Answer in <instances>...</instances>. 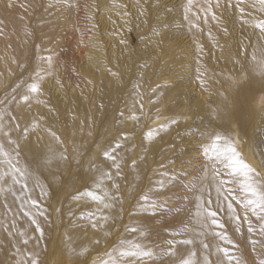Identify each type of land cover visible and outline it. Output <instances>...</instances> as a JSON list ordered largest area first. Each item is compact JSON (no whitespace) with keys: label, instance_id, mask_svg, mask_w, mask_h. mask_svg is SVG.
<instances>
[{"label":"bare ground","instance_id":"bare-ground-1","mask_svg":"<svg viewBox=\"0 0 264 264\" xmlns=\"http://www.w3.org/2000/svg\"><path fill=\"white\" fill-rule=\"evenodd\" d=\"M124 1L126 3L127 0ZM130 1L132 2V0ZM90 3L91 2H89V4ZM120 3L121 2H119V4ZM125 3L123 5H126ZM59 4L57 5V3H55L54 5L52 3V5L56 7L59 6ZM63 4H65V2H63ZM115 4L117 6L118 3L116 2ZM135 4L138 3L136 2ZM186 4L187 0H174V2L171 4L172 6H169L168 17L166 18V20L169 22H167L168 24L164 27L162 26L163 29H160L161 31L157 32L155 30V33L159 34L157 36L156 43L152 42L155 44L154 52H152L153 58L151 57L152 59L149 61L148 67L144 70H141L139 68V64L137 65L135 63V65H133V62H137V59H139V57L133 55L134 53L132 54V51H129L131 49L128 50L124 57H121V68H123V70H121L120 67L118 69H112L113 64L115 68L118 67V62H115L118 57L116 58V55L113 51L112 54L108 52L109 55L113 56L111 57L113 58V62L110 60L112 64L108 65L105 62V59L107 57L101 54V58L104 60V63H100L101 58H99L98 62L95 63L98 66L96 69L94 63L90 62H88L89 64H87L86 67L84 66V69L82 67L85 76L88 75L89 78L92 79V82L95 83V87H97L95 93V99L97 103L95 104L93 102L95 105L93 109L95 111V114H97L96 118L98 117L101 121L103 120V123L101 122V127L99 125L100 123H97V126L94 128H99V134L101 136V140L104 141V146L101 149L100 147L98 148V150L100 151V157H98V159L100 158L101 160L98 163L99 166L97 165V170L92 169L91 162L85 161L83 157L86 151L85 148L82 147L80 149L79 158H82L79 159L80 161L78 160L80 164L78 165V168H76V171H78L77 175H81L79 179L80 181L86 178L87 184L90 185V190L100 196H103L105 192H108L109 196H111L115 191L112 185L114 183H118L120 185V192H116V196H118L120 199L119 201L115 202V207L113 209L103 210L102 205H98L97 202L92 201L89 198L90 205L88 206L90 207L89 210H87V213L89 212V214H87L85 219L87 221L86 224L83 225V228H80V224L77 225L78 221L77 223L75 221L76 225L73 224L70 229L68 228L69 231H67L66 234L64 232L65 236L62 240V244H64V247L63 245L59 244V246L65 248V250H63L66 252L67 257H65L67 259L71 258L74 261H76L77 259H84L83 256H79L78 254L82 251H85V249L94 251L98 245L95 243L96 240L100 241L99 245L101 247H105L107 244L110 245V243L115 242V240L118 238V234L123 230V224L126 220L131 225V228H136L138 230L137 232H139V236L136 241L131 237L132 235L128 239H131V242L132 240H134V243H139L143 246H150L154 244L156 246L153 250L157 253H163V251H165L167 248L169 249V245L167 243L168 240L173 238L176 239L177 246L176 249H174V251H176V255L173 257H169L167 255H164L165 257H163V255H161L155 261V264L163 260L167 262L169 259L175 260L176 264H180V261L189 258L202 261L204 252L201 241L209 244L210 248L213 251L212 258L214 261L217 259V256L215 255V247L217 244H219L221 247L230 248L234 256L242 261V264H254L257 253L252 252L253 245L250 243L251 240L255 239L259 241V243L256 245V249L257 252L261 251V245L264 244V237H260L258 234L249 233L247 231V223L243 221L240 224V232H236L237 222L232 219V212L229 211L227 202L223 199V195L225 194L223 189L221 191L219 199L215 191V188L217 186L216 180L223 179L226 181H230L229 183L225 184V188L231 190V195L236 198V201L233 202V207L241 216H243V208L238 203V201H241L245 196V193L241 188L243 177L229 176V170L225 167L224 163H221L219 161L215 162V167H213V160L203 155V148L209 147V149L211 150V145L215 141V136H210L209 131L213 128L214 124H224L226 127L229 126L226 114L225 120L221 121L217 119V110L224 109L226 103L225 97L228 96V93L230 91L229 78L233 77L237 72H239L246 62L250 63L251 57L254 53L259 58V56L261 55V51L264 50V33H262L260 29L256 27L257 24H259L261 21H264V11H262L260 8L259 0H193L191 11L187 13L188 19H184V6ZM82 5L83 4H81V6ZM74 6L75 4L73 5V8ZM135 6L137 5H134V7ZM25 7H27V9L31 8L30 15H28L27 18L24 15V11H21L22 9H25ZM92 7L94 6L92 5ZM121 7L123 6H120L119 9ZM142 7L143 6L139 8ZM209 7L210 11H205V9H209ZM95 8L96 6L94 7V9ZM39 9L40 0H2V4L0 2V36L3 37L2 39H0V112L6 111L11 115L18 117L17 120L12 121H8V118L5 117L7 122L6 130H10L12 132V138L17 140L20 146L18 158L19 163L17 166L21 168H27L28 170V180L26 181L27 188L24 190H21L20 185L13 186L10 176H5L3 180H0V189L3 190L0 191V264H28L31 263L32 260H38L39 264L43 263V254L46 251H44V249L38 250L40 248H38L37 246L39 243L42 244L44 233L41 237L40 233L35 230V225L32 223V219L35 218L39 222V224H44L43 222L45 221V213H43L42 211L43 207L41 206V203L48 204L51 202V198L48 196V193L50 192H48L46 182L44 184L41 177L45 172L48 180H50L51 183L55 184V182H57V175L56 177L54 176L58 171V168L56 167L58 163L62 164L63 166V172L60 171L61 174L63 173L68 177L70 173V153L68 154L67 151V146L69 143L65 145L68 140L67 142L63 140H65V137L69 136V119L71 120L72 117H67V122L62 118L63 120H61V122L63 124L58 125V121H60V118L58 119V113L62 114L63 107H65L66 105L69 106V104H66V100L64 99L66 95L64 94L65 96L62 97V95L60 94L61 89L59 88V86L61 85H59L58 69L61 65L57 63V61H55L54 63L51 62L49 69L45 71L46 65H43V62L40 59L41 50L39 52V45L37 43L38 39H40L39 30L41 29V27L43 29V26L37 19ZM47 9L49 10V8L47 7L45 11H47ZM78 9L80 10L81 8L79 7ZM143 10L146 9L144 8ZM107 11L105 8L103 12H106L108 14ZM139 11L140 9H138V13H140ZM144 12L147 13V11ZM153 12L155 11L153 10ZM213 12L215 13V18H213ZM53 15L55 16V14ZM62 15L61 17H63ZM81 15L84 16L85 14ZM114 16H116V14H114ZM131 16L133 18V15ZM157 16L158 15H156V17ZM140 17L141 16H139V18ZM56 18L57 20L60 19V17H55L54 19ZM77 18H79V16ZM95 18H97V16ZM95 18L93 17L92 20ZM159 18H161V16L157 17V19ZM83 19H85V17ZM103 19H105V22L107 21L106 17ZM110 20L108 22L112 21L113 24V20ZM142 20L145 23L147 22L144 19ZM56 21H49L45 24L47 31L45 41L47 40L46 42L50 43V46H52L51 49L54 52H58L55 51L59 48L57 40L59 39L60 41L61 37H65L64 35H61L57 39L55 38V28L58 25V22ZM128 21L129 20L127 19V22ZM80 22L82 23L81 20ZM134 24L135 23H133V25ZM61 25L63 26L62 23ZM68 25L70 24L68 23ZM83 25L84 27L86 26L85 24ZM99 25H96L98 27L96 30L100 29L102 23L100 27ZM110 25L111 24L109 23V26L107 27H110ZM137 25L138 24L136 22L135 27ZM152 25L153 23L151 24V26ZM27 26L28 28H31V26H33V30L29 33L26 31ZM112 27H110L111 30H113ZM123 27L125 28L126 26L124 25ZM123 27L120 28L122 29ZM153 27L156 28V26L154 25ZM76 28L74 29L76 30ZM119 29L117 30L119 31ZM152 29L153 28H151L150 30L152 31ZM63 30L61 32H63ZM80 30L77 32H80ZM119 32L117 34H119ZM82 34L83 33H81V35ZM87 34L89 33L87 32ZM110 34L107 35L108 38ZM121 35L125 34L121 33ZM92 36L91 38H93ZM83 37H86V35H83ZM99 37L97 38L99 39ZM109 39L107 40L109 41ZM67 40H65V43ZM105 40L103 39V41ZM128 42L129 41L127 39V43ZM65 43H63L64 48ZM90 44H92V42ZM125 45L126 44H124V48ZM143 45L142 46L145 47V43ZM101 47L102 45H100V48ZM113 47L114 45L111 44V48ZM105 48L106 47H104V49ZM127 48H125L126 51ZM59 49L62 48L60 47ZM79 49L81 50V47ZM85 49L87 50V48ZM86 50L83 51V55ZM96 50L93 53H96ZM45 51H47L46 53H48L49 49ZM114 51H118L117 48ZM148 51L149 50H147V52ZM103 52L105 53V51ZM144 52L145 51L143 50V53ZM147 52L143 55L147 54ZM88 53L89 52H87V55ZM43 54L44 53H42V55ZM56 54L58 55V53ZM56 54H52L51 59L54 58L56 60L57 58L61 62L60 58L56 57ZM90 54L91 53H89V55ZM97 54H99L98 51ZM93 55L94 54H92V57ZM67 58L68 57H66V59ZM75 58L77 59V57ZM79 58L77 59L79 60L78 65L83 61L84 57H81V59ZM144 58L145 56H143V59ZM91 59L92 58L90 57V61ZM67 62L68 60H66L65 64L68 66V64H71V62L73 61H69V63ZM74 62V69L76 71L77 61ZM74 62L71 65H74ZM85 62L86 61H84L83 63ZM65 64L61 66V69L63 68L64 70H66ZM27 66L29 67L27 68ZM69 67L68 71L70 70ZM70 71H72V68ZM132 71L134 72L133 74ZM87 78L88 77H86V79ZM48 80H50V82ZM84 81H82V84L84 83ZM47 82V86L49 88L50 85L53 86L52 90L56 91L55 94L53 93L54 98L49 100V102L53 101L52 103L54 107L58 110L56 112L57 116H55V118L50 117L52 119H44V117H42L44 116V114H47L50 111V107H47V104L44 105L48 101L46 100L48 98L47 87H45ZM33 83H37L40 85L39 94L29 93V87ZM88 84H90V82H88ZM85 86H87V84ZM255 86L257 88L260 87L259 84H256ZM25 94L29 95V102L33 105L31 110H33V113L35 114V121L30 122L28 120L30 123L26 121V119H28L27 117H29L30 111L25 110V104H23L20 99ZM83 95L84 94H82V96ZM70 99L68 98V100ZM75 99L73 98L74 101ZM79 99V101H81V98ZM72 104L74 103L70 104L71 108ZM82 106L83 108H85V104H82ZM86 107L90 110L88 104H86ZM80 108L81 107H79V109ZM90 112L89 114H91ZM122 113L123 115H121ZM63 114L66 115L65 113ZM134 116L139 117V119H133ZM75 117L76 115L73 118ZM81 118L82 120L85 119L87 122L84 123V121H80V124H82V126H80L79 131H85V134L86 132L88 133L87 140L89 144L91 143L89 142L90 139L92 140L95 138L93 125L96 122L93 123V117L89 118V116H87V113H82ZM173 119L179 121V123L172 124L171 121ZM75 121L78 124V121ZM240 121L241 123L239 125H237L236 123H232L230 125L231 130L228 132H219L218 130V133L221 136L225 137V139H222L219 142L218 147L223 150L227 147L228 138L234 140L235 146L239 153H241L243 160L251 165L259 173V179L264 180V113H261L259 111V108L256 106L254 109L248 110L245 113L241 114ZM17 123L19 124V128H13V125ZM64 123L66 124L64 125ZM23 125H25V128L27 129L26 136L23 134ZM162 125H167L168 127L166 130H161L159 132V138L154 142V144H149L148 141L145 140L144 146H141L142 132L146 135V132L148 130L158 128ZM77 127L78 126L73 120V122L70 123V131L76 133ZM51 128L56 129L55 133L57 132L56 134H59L62 140H60V138L59 140L54 139L53 136L56 134L52 133L53 129L51 131ZM33 131L37 133L35 135L36 137H34V135L33 137H31ZM192 134H195V137H193ZM20 138H22V140ZM30 138H33V141H31ZM0 142L4 143L5 148L9 152H13L14 146L8 144L7 138H5L2 133H0ZM117 145H120V147L117 148ZM82 146H84V143L82 144ZM105 150L110 153L114 152V155L116 157V164H119L121 166V172L119 175L115 174L116 168L114 165L111 167L106 166V164L111 165V161L102 162L104 160ZM13 154L15 153L13 152ZM45 155L52 158L53 163L50 166L38 168L35 164V160ZM62 157H67V160H63ZM85 158H87V156ZM95 158L97 157L95 156ZM2 161L3 157H0V176H2L9 170ZM217 170L220 173L219 176L216 175ZM109 172L113 174V179L111 181L108 180L105 175V173ZM173 175L178 178L176 181H173L171 179ZM161 180L164 181V192L158 193L159 181ZM97 185H99V187H97ZM204 185L209 186L211 199L213 201V203L211 204V209L217 210L216 219L225 224V228L223 230L211 225L210 220H208L206 223H201V218L197 217L196 215L198 209L196 207L197 202L195 196L193 195V192L194 190H199ZM83 186H85V184ZM9 187H13L14 191L9 192ZM71 188H69V190ZM76 188H78V185ZM81 193L83 194V192ZM145 195L149 197V201L147 202L148 204H151L152 201H156L158 205L157 209L155 210V216L151 215L152 209L149 208L146 211L142 207V205H145V201L143 200V197ZM33 201L36 202L35 205H33ZM67 202L66 203L69 205L70 201ZM105 202H108V200L106 199ZM159 205H163V207H159ZM72 208H74V206ZM63 211H65L64 208ZM102 214L108 215L109 219L107 221L101 220L100 216ZM75 217L74 219L71 218V220L74 221ZM89 217L91 219H89ZM252 219L255 226L257 222L255 221L254 217H252ZM94 221L97 222V228L95 229L91 226ZM21 223H23L22 226ZM53 225L50 224L51 227L49 228L54 231L52 232L50 231V229L49 231H47L48 236L50 235V239H56V234L59 232V229H61L59 227V223L55 224V226ZM66 227H68V225ZM130 229L128 230V232L131 234L132 231H130ZM217 231H224L230 237V239L236 245H238V247L231 248L230 245L224 244L222 241H220L219 238L215 236V232ZM142 233H148V235L144 236L142 235ZM178 233L182 235H177ZM184 238H194V244H180L179 240ZM25 240L28 241L27 244L24 243ZM126 241L130 242V240ZM122 244L123 243H121L120 246ZM40 247L42 246L40 245ZM124 247L126 248L127 246L124 245ZM165 247L166 249H164ZM117 248H119V245ZM100 251L102 250L99 249V252ZM115 251L117 252L118 249ZM116 252L115 254H112L118 255V252L117 254ZM193 252L197 253L196 257H192ZM99 255H101V253ZM72 260L70 262H72ZM70 262L68 261V264ZM224 264H227L226 258H224Z\"/></svg>","mask_w":264,"mask_h":264},{"label":"rangeland","instance_id":"rangeland-1","mask_svg":"<svg viewBox=\"0 0 264 264\" xmlns=\"http://www.w3.org/2000/svg\"><path fill=\"white\" fill-rule=\"evenodd\" d=\"M47 1V2H46ZM54 1H55V3H57V5L59 4V6L60 5H62V6H54L55 5V3H54ZM62 1V2H61ZM91 2L90 4H89V2ZM96 1H98V2H96ZM128 1H130V0H127L126 1V3H125V1L123 0V1H121V0H112V2H111V0L109 1V0H101V1H99V0H81V2H80V0H79V2H78V0H74V1H70V0H67V2H66V0H40V9H39V13H38V15H37V19H38V21L41 23V25L43 26V29H42V27H41V29L39 30V38L40 39H38V45H39V52H40V50H41V57H40V59H41V61L43 62V65H46L45 66V68H46V70L45 71H47L48 69H49V67H50V64H49V62L47 61V57H52L51 55L52 54H56V53H58V55L56 56V57H58V58H60V60H61V62H62V64H61V62L59 61V59H57L56 58V60L54 59V58H52L51 60V62H55V61H57V63H59L61 66L63 65V64H65V62H66V60H68V62L67 63H69V61L71 62V61H77L76 62V71H75V69H74V67H75V62H74V65H71V64H73V62H71V64L69 63L68 64V66L65 64V67H66V70H64L63 68V70L61 69V66L59 67V71H58V74H59V85H61V86H59V88L61 89L60 90V94L62 95V97H64L65 95V97H64V99L66 100V104H69V106H70V104L71 103H74V104H72V108H71V106L69 107V106H65V107H63V112H62V114L63 113H65L66 115H62V114H59L58 113V119L60 120V121H58L57 123H58V125L60 124V125H62L63 123L61 122V120H63V119H67L68 120V118L67 117H72L71 118V120L69 119V136H67V137H65V140H63V141H66L67 142V140H68V142L67 143H65V145H67L68 143V146H67V148L68 149H70V150H68L67 149V151H68V154H69V160H70V164L71 165H69V167H70V173H69V176L67 177V176H65L63 173L61 174V172H63L62 171V169H63V166H62V164H60V163H58V165L56 166L57 168H58V171H57V174H55V176L54 177H56V175H57V177H56V181L57 182H55V184L54 183H51V181L50 180H48V177L45 175V172H44V174L42 175V177H41V179H42V181L44 182V184H45V182H46V187H48L47 188V190H48V192H50V193H48L49 195V197L51 198V202L50 203H48V204H46V203H41V206L43 207V210H42V208H41V210L43 211V213H45V218H44V224L43 225H41L40 224V227L43 229V233H44V239H43V242H42V244H38V248H40V249H38V250H41V249H44V251H46L44 254H43V263L42 264H68V261L70 262L72 259L71 258H69V259H67L66 257V252L64 251L65 250V248H62V246H59V244L60 245H63V247H64V244H62V240H63V237L65 236V234H66V232L67 231H69V229H70V227L73 225V224H75L76 225V223H77V221H78V223H77V225H79L80 224V228H83V225H85L86 224V216H87V214H89V212L87 213V210H89V207L90 206H88V205H90V202H89V197L87 198L86 196H84L81 192H86V190L87 191H89L90 190V185L89 184H87V182H86V178L85 179H83L82 181H80L79 179H80V176H78L77 175V172L78 171H76V168H78V165L80 164V162H78V160L80 159V158H82V157H80L79 158V155H80V149L83 147V148H85V154H84V159H85V161L87 162H91V165H92V169H95V170H97L96 168L99 166L98 165V163H99V161L101 160L100 158L98 159V157H100L99 155H100V151L98 150V148L100 147V149L104 146V141L103 140H101V136H100V130H98L99 128H94V127H96L97 126V123H100L99 125H100V127L102 126L101 124L103 123V120L101 121L98 117L96 118V115L97 114H95V111H94V103L96 104L97 103V101H96V99H95V93H96V90H97V87H95V83H93L92 82V79L91 78H89V76L88 75H86L85 76V73H83L84 71H83V69L87 66V64H89L88 62H90V63H94V65L96 66L95 67V69L98 67L97 66V64H95L96 62H98V59L99 58H101V54H103L105 57H107L106 59H105V62L108 64V65H110V64H112V62H113V58H111V57H113L112 55H109V53H113L114 52V54L116 55V58L118 59V60H120V61H118L117 59H116V63H117V66L118 67H114V64L112 65V69H118L119 67L121 68L122 67V62H121V57H124L125 55H126V53L128 52V50L129 49H131V50H129V51H132V54L133 55H136V57L138 56L139 57V59H137V62H133V65H135V63L139 66V68L141 69V70H144L145 68H147L148 67V63H149V61L153 58V54H152V52H154V43H156V39H157V36H158V34L159 33H155V30L157 31V32H159V31H161L160 29H163L162 28V26L164 27L165 25H167L168 23L167 22H169V21H167L166 20V18L168 17V10H169V6L171 7L172 5V3L174 2V0H173V2H172V0H148V1H146V0H138V1H133L132 0V2L130 1V2H128ZM145 1V2H144ZM154 1V2H153ZM160 1V2H159ZM171 3H170V2ZM0 2H1V4H2V0H0ZM50 2V3H49ZM59 2V3H58ZM63 2H65V4H63ZM75 4V6H74V8H73V3ZM87 2V3H86ZM96 4H95V3ZM118 3L117 4V6H116V4L115 3ZM119 2H121L120 4H119ZM137 2L138 4H135V3ZM159 2V3H158ZM50 4V7H49V4ZM52 3L54 4V5H52ZM79 3V4H78ZM87 5H86V4ZM110 3H111V6H110ZM126 4V5H123V4ZM149 3V4H148ZM153 3V4H152ZM161 3V4H160ZM177 3V2H176ZM46 4H48V5H46ZM81 4H83L82 6H81ZM95 4V5H94ZM101 4V5H100ZM115 5V7H114V5ZM133 6H132V5ZM158 4H159V6H158ZM71 5V6H70ZM89 5V6H88ZM92 5L95 7L96 6V8L94 9V7H92ZM100 5V6H99ZM112 5H113V8H112ZM118 5H120V6H123V7H121L120 9H119V7L120 6H118ZM128 5V6H127ZM130 5V6H129ZM134 5H137V6H135L134 7ZM157 5V6H156ZM162 5V6H161ZM164 5V6H163ZM168 5V6H167ZM176 5V4H175ZM46 6V7H45ZM65 6V7H64ZM88 6V7H87ZM91 6V7H90ZM103 6V7H102ZM108 8H107V7ZM110 6V7H109ZM132 6V7H131ZM141 6H143L142 8H139V7H141ZM148 6V7H147ZM49 8V10L47 9V11H45L46 10V8ZM69 7V8H68ZM81 8L80 10H81V12H80V10L78 9V8ZM82 7H84V8H82ZM118 7V8H117ZM129 7V8H128ZM132 9H131V8ZM161 7V8H160ZM166 7V8H165ZM60 8H61V10L63 11V9H64V11H63V13H62V11L60 10ZM66 8V9H65ZM88 8V9H87ZM92 8H93V10H92ZM106 8V11L107 10H109V11H107L108 12V14L106 13V12H103L104 11V9ZM113 10H112V9ZM126 8V9H125ZM146 9V10H143V9ZM149 8V9H148ZM155 8V9H154ZM163 8H165V9H163ZM31 8H28L27 9V7H25V9H22L21 11H24V15H25V17L27 18V16L28 15H30V12H31V10H30ZM42 9V10H41ZM85 11H83V10ZM86 9V10H85ZM118 9V10H117ZM138 9H140V13H138ZM158 9V10H157ZM166 9H167V11H166ZM59 10H60V12H59ZM87 10H89V11H87ZM114 10H115V13H114ZM125 10V11H124ZM135 10V11H134ZM137 10V11H136ZM153 10L155 11V12H153ZM161 10V11H160ZM43 11H44V13H43ZM65 11H67V12H65ZM73 11V12H72ZM76 11V12H75ZM83 11V12H82ZM87 11V12H86ZM94 11H95V13H94ZM102 11V12H101ZM119 11H121V12H119ZM123 11V12H122ZM133 11V12H132ZM142 11V12H141ZM144 11H147V13L146 12H144ZM158 11H160V12H158ZM163 11V12H162ZM57 12V13H56ZM70 12V13H69ZM94 13V14H92V13ZM110 12H112V13H110ZM130 12V13H129ZM63 16V17H61V15ZM66 13V14H65ZM76 13V14H75ZM118 13V14H117ZM120 13V14H119ZM123 13H125L126 15L128 14V15H133V18H132V16L130 17V16H126L125 14H123ZM135 13V14H134ZM141 13H143V14H141ZM163 14V16H162V14ZM165 13V14H164ZM167 13V14H166ZM42 14V15H41ZM45 14V15H44ZM53 14H55V16L53 15ZM59 14V15H58ZM70 14V15H69ZM81 14H85L84 16H82ZM90 14V15H89ZM99 16H98V15ZM101 14H104V15H101ZM106 14V15H105ZM112 16V18H111V16ZM114 14H116V16H114ZM145 14H146V16H145ZM152 14V15H151ZM44 15V16H43ZM72 15V16H71ZM97 16V18H95L96 16ZM109 15V16H108ZM119 17H118V16ZM122 15V16H121ZM134 15H135V20H136V22H137V26L135 27V25H136V22H135V20H134ZM156 15H158L157 17H159V16H161V18H159V19H157V17H156ZM166 15V16H165ZM69 16V17H68ZM71 16V17H70ZM74 16V17H73ZM79 16V18H77ZM91 16H93L95 19H93L92 20V18L93 17H91ZM101 16H102V18H101ZM106 17V22H105V19H103V18H105ZM121 16V17H120ZM126 16V17H125ZM139 16H141L140 18H139ZM153 16H155V17H153ZM47 17V18H46ZM55 17H60V19H58L57 20V18L56 19H54ZM85 17V19H83V18ZM90 17V18H89ZM113 17H115V18H113ZM118 17V18H117ZM123 17V18H122ZM138 17V18H137ZM152 19H151V18ZM164 17H165V19H164ZM53 18V19H52ZM62 18H64V19H62ZM82 18V19H81ZM98 18H99V20H98ZM129 20L128 22H127V19ZM72 19H73V21H72ZM103 19V20H102ZM113 20V24H112V21L111 20ZM119 20V22H118V20ZM132 19V20H131ZM142 19H144L145 21H147L146 23L145 22H143V20ZM154 19V20H153ZM156 19H157V21H156ZM57 20V21H56ZM59 20H60V22H59ZM66 20H68V21H66ZM76 20V21H75ZM79 20V21H78ZM80 20L82 21V23L80 22ZM88 20V21H87ZM91 22H90V21ZM98 20V21H97ZM102 20V21H101ZM111 21V22H108V21ZM139 20H140V22H139ZM149 20V21H148ZM161 20H162V22H164V23H162L161 22ZM165 20H166V22H165ZM32 21H33V19H32ZM49 21H56V22H58V25H57V27L55 28V38L57 39L58 37H60L61 35H64L65 37L64 38H62L61 37V39H60V41H59V39L57 40V43H58V46H59V48L61 47L62 49H57V50H55V51H58V52H54L51 48H52V46H50V43H48V42H46L45 41V39H46V36H47V31H46V23L47 22H49ZM71 21V22H70ZM78 21V22H77ZM85 21V22H84ZM86 21H87V23H86ZM94 21V22H93ZM126 23H125V22ZM134 21V22H133ZM142 21V22H141ZM160 21V22H159ZM116 22V23H115ZM118 22V23H117ZM156 22V23H155ZM160 24H159V23ZM60 23V24H59ZM61 23L63 24V26L61 25ZM68 23L72 26H70V25H68ZM101 23H102V26L104 27H102L101 26ZM103 23H105V24H103ZM109 23L111 24L110 25V27H112V29L113 30H111V28L110 27H107V26H109ZM120 23H121V25H120ZM129 23V24H128ZM133 23H135L134 25H133ZM153 23V25L154 26H156V28L155 27H153V25L151 26V24ZM157 23H158V25H157ZM65 24V25H64ZM78 24V25H77ZM83 24H85L86 26L84 27V25ZM88 24V25H87ZM91 24V25H90ZM99 25V27H100V29H98V30H96L98 27L96 26V25ZM117 24V25H116ZM144 24V25H143ZM146 24H147V26H146ZM161 24H164V25H161ZM33 25V24H32ZM80 25V26H79ZM83 25V26H82ZM105 25V26H104ZM115 25H116V27H115ZM126 26L125 28L123 27V26ZM128 25H130V26H128ZM131 25H133V26H131ZM149 25V26H148ZM61 26V27H60ZM65 26V27H64ZM74 26V27H73ZM80 27L81 28V30H82V32H81V30H80V28H78V27ZM159 28H158V27ZM69 27V28H68ZM77 27V28H76ZM83 27V28H82ZM87 27V28H86ZM107 27V28H106ZM118 27V28H117ZM120 27H123L122 29L120 28ZM134 27V28H133ZM138 27V28H137ZM143 27V28H142ZM146 27V28H145ZM60 28V29H59ZM66 28V29H65ZM73 28V29H72ZM74 28H76V30L74 29ZM86 28V29H85ZM103 28V29H102ZM110 28V29H109ZM115 28H116V30L117 29H119V31L120 30H122V31H116L115 30ZM128 28V29H127ZM151 28H153L152 29V31L150 30ZM58 29V30H57ZM64 29V30H63ZM85 31H84V30ZM92 29V30H91ZM132 29V30H131ZM137 29V30H136ZM142 29V30H141ZM159 29V30H158ZM33 30V26H31V28L29 27L28 28V26L26 27V31L29 33L30 31H32ZM63 30V32H61ZM70 32H69V31ZM80 30V32H77V31H79ZM92 31V33H91V31ZM100 30V31H99ZM103 30V31H102ZM125 30V31H124ZM128 30V31H127ZM68 31V32H67ZM73 31V32H72ZM94 31V32H93ZM107 31H109V32H107ZM114 31V32H113ZM139 31H141V32H139ZM143 31H144V33H143ZM147 31V32H146ZM85 32H86V34H85ZM87 32L93 37V38H91V36L89 35V34H87ZM102 32H103V34H102ZM106 32V33H105ZM113 32V33H112ZM119 32V34H117ZM136 32V33H135ZM138 32V33H137ZM40 33H41V35H40ZM61 33V34H60ZM64 33V34H63ZM67 35H66V34ZM71 33H72V35H71ZM81 33H83L82 35H81ZM110 34V33H112V34H110L109 35V38L107 37V35L108 34ZM121 33H124L125 35H121ZM148 33V34H147ZM100 34V35H99ZM107 34V35H106ZM140 34V35H139ZM149 34H150V37H149ZM155 34H157V35H155ZM43 35V36H42ZM57 35H59V36H57ZM74 35H76V36H74ZM83 35L85 36L86 35V37H83ZM102 35V36H101ZM114 36V37H112V36ZM116 35V36H115ZM121 35V36H120ZM155 35V36H154ZM70 36V37H69ZM73 36V37H72ZM90 36V37H89ZM102 38H100V37ZM124 36V37H123ZM127 38H126V37ZM143 36H144V38H143ZM152 36H154V37H152ZM70 39H69V38ZM75 37H76V39H75ZM90 38V39H88V38ZM97 37H99V39H98V41H97V39L96 38ZM119 37H120V39H119ZM122 37H123V39H122ZM129 37V38H128ZM3 37L2 36H0V39H2ZM85 38H86V40H85ZM113 38V39H112ZM116 40H115V39ZM143 38V39H142ZM153 38V39H152ZM67 40L66 41V43H65V40ZM92 39V40H91ZM103 39L105 40V41H103ZM107 39H109V41L107 40ZM117 39H118V41H117ZM127 39H128V43H127ZM141 39V40H140ZM145 39V40H144ZM151 39V40H150ZM154 39H155V41H154ZM44 40V41H43ZM64 40V41H63ZM100 40H102V41H100ZM116 42H115V41ZM123 41L124 42V44H126L127 45V47H129V48H127L126 47V45H125V48H127V51L125 50V48H124V44H123V42H120V41ZM125 40V41H124ZM149 40V41H148ZM153 40V41H152ZM63 41V42H62ZM141 41H143V42H141ZM151 41V42H150ZM81 42V43H80ZM86 42V43H85ZM92 42V44H90ZM97 42H98V44H97ZM118 42V43H117ZM141 44H140V43ZM152 42H154V43H152ZM63 43H65V48L63 47ZM83 43V44H82ZM101 43V44H100ZM103 43V44H102ZM109 43V44H108ZM115 43V44H114ZM120 43H121V45H120ZM145 43V47H143L144 44ZM147 43V44H146ZM150 43V44H149ZM153 45H152V44ZM40 44H41V46H40ZM46 44V45H45ZM89 44V45H88ZM107 44V45H106ZM111 44L112 45H114V47H116L117 48V50L118 51H114V50H116V48H111ZM148 44H149V46H148ZM48 45V46H47ZM62 45V46H61ZM84 47V50H86L85 48H87V50L85 51V53H84V55H83V47ZM85 45H86V47H85ZM100 45H102V47L100 48ZM104 45V46H103ZM109 45V46H108ZM117 45H119V46H117ZM143 45V46H142ZM93 46V47H92ZM98 46V47H97ZM121 46V47H120ZM45 47V48H44ZM81 47V50L79 49ZM95 47V48H94ZM104 47H106L105 49H104ZM118 47H119V49H120V52H119V49H118ZM141 49H140V48ZM146 47H149V48H146ZM151 47V48H150ZM64 48V49H63ZM93 48V49H92ZM99 50H98V49ZM123 48V49H122ZM145 48V49H144ZM49 49V51H48V53H46L47 51H45V50H48ZM97 49V50H96ZM114 49V50H113ZM135 49V50H134ZM43 50H44V52H43ZM94 50V51H93ZM95 50H96V53H93V52H95ZM111 52H110V51ZM124 50V51H123ZM143 50L145 51L144 53H146L147 52V50H149L148 52H147V54L148 53H150V54H145V55H143L144 53H143ZM78 51V52H77ZM80 51V52H79ZM97 51H98V53L99 54H97ZM103 51H105V53L103 52ZM113 51V52H112ZM123 51V52H122ZM140 51V52H139ZM142 51V52H141ZM82 52V53H81ZM87 52H89V53H91L90 55H89V53H88V55H87ZM109 52V53H108ZM115 52H117V53H115ZM119 52V53H118ZM136 52V53H135ZM42 53H44L43 55H42ZM80 53V54H79ZM64 54V55H63ZM92 54H94L93 55V57H94V59H93V57H92ZM109 56H108V55ZM113 54V55H114ZM118 54V55H117ZM124 54V55H123ZM145 56V58L143 59V56ZM78 55H79V57H80V55H81V57H84V59H83V61L82 62H80L79 63V65H78V62H79V60H77L79 57H78ZM107 55V56H106ZM122 55V56H121ZM46 56V57H45ZM60 56V57H59ZM68 57L67 59H66V57ZM73 56H74V58H73ZM99 56V57H98ZM150 56V57H149ZM44 57V58H43ZM62 57V58H61ZM64 57H65V59H64ZM75 57H77V59L75 58ZM81 57L79 58V59H81ZM90 57L92 58L91 59V61H90ZM109 57H110V59H109ZM152 57V58H151ZM141 58H142V60H141ZM76 59V60H75ZM86 59V60H85ZM88 59V60H87ZM97 61H96V60ZM101 61H100V63H104V60L101 58L100 59ZM112 62H111V61ZM47 61V62H46ZM84 61H86L85 63H83ZM109 61H110V63H109ZM139 61V62H138ZM45 62H46V64H45ZM120 62H121V64H120ZM143 63V64H142ZM147 63V64H146ZM83 64V65H82ZM85 64V65H84ZM120 64V65H119ZM48 65V66H47ZM58 65V64H57ZM69 65H70V67H69ZM73 66V67H72ZM85 66V67H84ZM29 66H27V68H28ZM68 67H69V69L71 70V68H72V71H68ZM82 67H83V69H82ZM144 67V68H143ZM121 70H123V68H121ZM63 71V72H62ZM75 71V72H74ZM72 72V73H71ZM62 73V74H61ZM134 72L132 71V74H133ZM71 74V75H70ZM82 74V75H81ZM73 75V76H72ZM82 77H83V80H82ZM86 77H88L87 79L89 80H87L86 79ZM85 78V79H84ZM66 80V81H65ZM85 80V81H84ZM49 82H50V80H48ZM62 81V82H61ZM65 81V82H64ZM82 81H84V83L82 84ZM88 82H90V84H88ZM92 82V83H91ZM50 84V83H49ZM87 84V86H85ZM92 84V85H91ZM48 85V82L46 83V86L45 87H47V99L46 100H48L44 105H46L47 104V107H50V111H49V113H47V114H44V116H42L41 114V116L42 117H44V119H52V118H55V116H57L56 114V112L58 111L55 107H54V105H53V101L52 102H49V100L50 99H53L54 97V95H53V93L55 94V92L56 91H53L52 90V88H53V86H51L50 85V88L47 86ZM83 85V86H82ZM89 85V86H88ZM94 85V86H93ZM93 88H94V90H93ZM91 89V90H90ZM63 90V91H62ZM85 91V92H84ZM86 92H87V94H86ZM91 92V93H90ZM52 93V94H51ZM77 93H78V95H77ZM65 94V95H64ZM76 94V95H75ZM82 94H84L83 96H82ZM89 95V96H88ZM51 96H52V98H51ZM76 97V99H75V97ZM70 99V100H68V98ZM93 97V98H92ZM73 98L75 99V101L73 100ZM79 98H81V101H79L80 99ZM85 98V99H84ZM87 99V100H86ZM91 99V100H90ZM67 100H68V102H67ZM79 102H78V101ZM70 101V102H69ZM73 101V102H72ZM89 101H91V102H89ZM86 102V103H85ZM89 102V103H88ZM94 102V103H93ZM78 103V104H77ZM79 103H80V105H79ZM63 104V103H62ZM82 104H85V108H83V106H82ZM86 104H88V106L90 107V110L86 107ZM93 104V105H92ZM29 105H30V107H29ZM76 105H78V106H76ZM64 106V105H63ZM256 106L259 108L260 107V101L258 100L257 101V104H256ZM29 107V108H28ZM32 107H33V105L29 102V104H27L26 106L24 105V108H25V110H29L30 111V113H29V117H27L28 119H26V121L27 122H33V121H35V119H34V117H35V114L33 113V110H31L32 109ZM79 107H81L80 109H79ZM70 108V109H69ZM87 108V109H86ZM67 109V110H66ZM65 110H66V112H65ZM70 110V111H69ZM81 110H82V112H81ZM87 111V112H86ZM91 111V112H90ZM89 112L91 113V114H89ZM75 113V114H74ZM82 113H87V116H89V118H92L94 121H93V123L94 122H96V123H94V125H93V132H94V134H95V138L94 139H90V141L89 142H91V143H89L88 144V140H87V136H88V133L86 132V134H85V131L83 132V131H79V129H80V126H82V124H80L82 121H84V123H86L87 121L85 120V119H83L82 120V118H81V114ZM31 114V115H30ZM110 114V113H109ZM46 115V116H45ZM60 115V116H59ZM76 115V117L75 118H73L74 116ZM95 115V116H94ZM50 117H52V118H50ZM63 118V119H62ZM79 118H80V120H79ZM29 120V121H28ZM67 120H66V122H67ZM73 120H74V122H75V124L78 126L77 127V130H76V133L75 132H71L70 131V123H72L73 122ZM75 120H77L78 121V124H77V122L75 121ZM99 120V121H98ZM81 121V122H80ZM29 122V123H30ZM102 122V123H101ZM66 123H64V125H65ZM65 127V126H64ZM22 128L23 129H25V125H23L22 126ZM52 129H53V132L52 133H54V134H56L55 133V128H51V131H52ZM96 129V130H95ZM22 130V129H21ZM95 130V131H94ZM97 130H98V132H97ZM81 132H82V135H81ZM75 133V134H74ZM80 133V134H79ZM97 133H98V135H97ZM37 133L35 132V131H33L32 132V135H31V137H33V135H34V137H36L35 135H36ZM74 134V135H73ZM79 135V136H78ZM80 135H81V137H80ZM55 136H56V138H55ZM54 137V139L55 140H59V138H60V140H62V138H61V136L59 135V134H56V135H54L53 136ZM77 137H78V139H77ZM58 138V139H57ZM73 138H74V140H73ZM21 140H22V138H20ZM36 139H39V138H36ZM84 139H85V141H84ZM96 139V140H95ZM30 140L31 141H33V138H30ZM78 140V141H77ZM100 141V142H99ZM74 142V143H73ZM78 142V143H77ZM103 143V145H102V143ZM75 143H76V145H75ZM84 143V146H82V144ZM95 143V144H94ZM98 144V145H97ZM80 145V146H79ZM99 145H101V146H99ZM71 146H73V147H71ZM78 147V148H76V147ZM86 146V147H85ZM91 148H89V147ZM92 146V147H91ZM97 146V147H96ZM66 147V146H65ZM94 147H96V148H94ZM72 148H74V149H72ZM94 148V149H93ZM77 149H79V150H77ZM77 150V151H76ZM94 152H93V151ZM79 151V152H78ZM91 151H92V153H91ZM99 151V152H98ZM77 152V153H76ZM77 154V155H76ZM97 154V155H96ZM89 155V156H88ZM74 156V157H73ZM87 156V158H85ZM95 156L97 157V158H95ZM74 159H73V158ZM75 157H76V160H75ZM72 158V159H71ZM94 158V159H93ZM93 160V161H92ZM95 160V161H94ZM76 161V162H75ZM80 161V160H79ZM96 162H97V164H96ZM78 163V164H77ZM74 164H76V165H74ZM98 165V166H97ZM60 166V167H59ZM75 168V169H74ZM60 169V170H59ZM72 170H73V172H72ZM61 171V172H60ZM71 174V175H70ZM63 179V180H62ZM53 180H55V179H53ZM75 180V181H74ZM83 182V183H82ZM63 183V184H62ZM78 183V184H77ZM53 184V185H52ZM85 184V186H83ZM60 185V186H59ZM63 185V186H62ZM74 185H75V188H74ZM77 185H78V188H76L77 187ZM80 185V186H79ZM89 185V186H88ZM72 187V188H71ZM69 188H71L70 190H69ZM54 189V190H53ZM73 189H74V191H73ZM82 189V190H81ZM53 191V192H52ZM59 191V192H58ZM70 191V192H69ZM91 191V190H90ZM59 193V194H58ZM81 193V194H80ZM43 194H44V191H43ZM45 194H46V189H45ZM77 196H79L78 197V200H77ZM84 196V197H83ZM72 197H74V198H72ZM71 199H72V201H71ZM75 199V200H74ZM67 201H70L69 202V205L67 204L68 202ZM67 202V203H66ZM53 203V204H52ZM51 204V205H50ZM49 206V207H48ZM74 206V208H72ZM85 207H86V209H85ZM63 208H64V210L65 211H63ZM71 208V209H70ZM88 208V209H87ZM73 209V210H72ZM66 210H71L70 212L69 211H66ZM84 210V211H83ZM78 211V212H77ZM80 211V212H79ZM66 212V213H65ZM86 212V213H85ZM85 213V214H84ZM68 214V215H67ZM72 214V215H71ZM77 214V215H76ZM84 214V215H83ZM60 215V216H59ZM65 215V216H64ZM77 217H75V216ZM75 217V220L74 221H72L71 220V218H73L74 219V217ZM79 216V217H78ZM47 217V218H46ZM81 217V218H80ZM60 218V219H59ZM78 218H79V220H78ZM65 219H67V220H65ZM82 219V220H81ZM55 220V221H54ZM47 221V222H46ZM56 221H57V223H59V227L61 228V229H59V232H60V234H59V232L56 234V236L58 237H56V239H54V238H52V239H50V235L48 236V232L47 231H49V227H51L50 226V224L51 225H53V223H54V225L53 226H55V224H57L56 223ZM59 221V222H58ZM66 221V222H65ZM72 221V222H71ZM75 221H76V223H75ZM51 222V223H50ZM72 224H71V223ZM85 222V223H84ZM62 223V224H61ZM23 225V223H21V226ZM49 225V226H48ZM68 225V227H66ZM131 225L128 223V221L126 220V221H124V224H123V230L118 234V238L115 240V242H112V243H110V245L109 244H107L105 247H106V249H105V247H101L99 244L97 245V247L95 248V250L94 251H90L91 252V261H95L96 259L97 260H99V259H101L102 258V256H103V258L102 259H104V260H107V258H109L107 255H106V253H108V252H111V253H113V254H115V250H117L118 249V251L117 252H119L120 250H126V248L124 247V245L125 246H128V242L129 241H126V240H130V242H131V239H128V238H130V236L132 237V238H134V240L136 241V239H138V236H139V232H131V234L128 232V230L131 228L130 227ZM128 227V228H127ZM69 228V229H68ZM66 229V230H65ZM127 229V230H126ZM34 230V229H33ZM63 230V231H62ZM50 231H54V230H51L50 229ZM125 231V232H124ZM64 232H65V234H64ZM128 232V233H127ZM127 235V236H126ZM129 235V236H128ZM135 235V236H134ZM125 236V237H124ZM54 239V240H53ZM122 239V240H121ZM59 240H60V242H59ZM125 240V241H124ZM134 240H132V243H134L135 241ZM54 241V242H53ZM134 241V242H133ZM58 242V243H57ZM53 243V244H52ZM57 243V244H56ZM64 243V242H63ZM121 243H123L121 246H120V244ZM40 245L42 246V247H40ZM53 245V246H52ZM112 245V246H111ZM118 245H119V248H117L118 247ZM152 246V247H151ZM155 246L156 245H150V246H147V247H151V248H155ZM121 247V248H120ZM36 248V247H35ZM108 248V249H107ZM64 249V250H63ZM99 249L100 250H102V251H100L99 252ZM164 249H166V247L164 248ZM54 250V251H53ZM169 249L167 248L165 251H163V252H166V251H168ZM96 251V252H95ZM61 252V253H60ZM117 252H116V254H117ZM101 253V255H102V253H103V255L101 256V255H99ZM105 253V254H104ZM62 254H64V255H62ZM55 255V256H54ZM107 257H106V256ZM52 256H53V258H52ZM66 256V257H65ZM94 256V257H93ZM113 256H115V257H117L118 259H119V257H118V255H113ZM59 257V258H58ZM65 257V258H64ZM105 257V258H104ZM163 257H165L164 255H163ZM62 258V259H61ZM64 258V259H63ZM53 259V260H52ZM68 260V261H67ZM57 262V263H56ZM74 260H72V262H70L69 264H74ZM162 262V261H161ZM161 262L159 261V262H157V264H161ZM163 262H165V264H166V261H164L163 260ZM28 264H31V263H28ZM147 264H152V263H150V262H147Z\"/></svg>","mask_w":264,"mask_h":264},{"label":"snow or ice","instance_id":"snow-or-ice-1","mask_svg":"<svg viewBox=\"0 0 264 264\" xmlns=\"http://www.w3.org/2000/svg\"><path fill=\"white\" fill-rule=\"evenodd\" d=\"M193 0H187V4L184 6V19H188L187 13L191 11ZM260 8L264 11V0H259ZM205 11H210L209 9H205ZM213 18H215V13L213 12ZM260 29L262 33H264V21H261L256 25ZM51 63V57L46 58ZM259 84L260 87L257 88L255 85ZM229 88L230 91L228 96L225 97V106L223 110H217V119L225 120V114L227 115L228 125L224 124H214L213 128L209 131L210 136H215V141L211 145V150L209 147L203 148V155L213 160V167H215V162L219 161L225 164V167L229 170V176H241L243 177V182L241 184V188L245 193V196L241 201H238L240 206L243 208V216H241L233 207V202L236 201V198L231 195V190L225 188V184L230 181H226L223 179L216 180V188L215 191L217 193V197L219 199L221 195V191L223 189L224 195L223 199L227 202V207L230 212H232V219L237 222L236 232H240V224L241 222L247 223V231L251 234H258L260 237H264V180L259 179V173L247 162H245L242 158L241 153L237 150L235 146L234 140L231 138L227 139V147L225 149H220L218 147L219 142L222 139H225L224 136H221L219 132H228L230 131V125L232 123H236L239 125L241 123L240 116L248 110H252L256 107L257 101H260L259 111L264 113V50L261 51V55L259 58L254 53L251 57V62H246L242 69L237 72L233 77L229 78ZM40 85L37 83H33L29 87V93L39 94ZM23 104L27 105L29 103L30 97L28 94L23 95L21 98ZM123 115V113L121 114ZM5 117L8 118V121L17 120L18 117L11 115L6 111L0 112V133L3 134L5 138H7V142L9 145H13V152H9L3 142H0V157H3V163L9 169L2 176H0V180H3L5 176L11 177L12 185H20L21 190L27 188L26 181L28 180V170L27 168L18 167L19 163V144L17 140L12 138V132L7 129V122ZM133 119L138 120L139 117H133ZM172 124H177L179 121L172 120ZM167 125H162L158 128L148 130L146 135L141 134V146H144V141L147 140L149 144H154V142L159 138V132L161 130H166ZM13 128L18 129L19 124L13 125ZM25 136L27 135V129H24ZM195 137V134H192ZM126 139V137H125ZM120 145H117L119 148ZM211 152V154H210ZM63 160H67V157H62ZM15 161V162H14ZM111 161V165H107V167L115 166L116 175H119L121 172V166L116 164V157L114 152L110 153L107 150L104 152V160L102 162ZM53 163L52 158L47 155L42 156L35 160V164L38 168H43L50 166ZM134 163V162H133ZM108 180L113 179L112 173H105ZM216 175L219 176L220 173L217 170ZM173 181H176L178 178L173 175L171 177ZM99 187V185H97ZM112 187L115 191L109 196L108 192H105L103 196L97 195L92 191H86L83 193L84 196L89 197L92 201L98 203V205H102L103 210L113 209L115 207V202L119 201V197L116 196V192H120V185L118 183H114ZM0 191H3L0 189ZM9 192H13L14 188L9 187ZM164 192V181H159V189L158 193ZM193 195L196 198V207L198 209L196 215L201 218V223H206L208 220L211 221V225L215 226L218 229L223 230L225 228V224L221 223L216 219L217 210L211 209V204L213 203L211 199V192L209 190L208 185L202 186L199 190H194ZM78 199V197H77ZM108 202H105V200ZM145 201V205L142 207L147 211L149 208L152 209L151 215H156V209L158 207L156 201H152L151 204H148L149 197L145 195L143 197ZM35 205V201L32 202ZM159 207H163V205H159ZM257 222L254 226L253 219ZM89 219H91L89 217ZM100 219L103 221H107L109 219L108 215H101ZM32 223L35 225V230L40 233V236H43V229L40 227L39 222L33 218ZM92 228H97V222L92 223ZM130 231L137 232L136 228H131ZM142 235L147 236L148 233H142ZM182 235V234H177ZM215 236L219 238L224 244L230 245L231 248H237L236 245L230 237L224 231L215 232ZM25 244L28 243L27 240L24 241ZM96 244H99L100 241L96 240ZM169 245V250L163 253H157L151 247L143 246L139 243L129 242L126 250H120L118 252V257L113 256L111 252L106 253L109 257L107 260L99 259L95 261H91V252L87 249L85 251L80 252L78 255L83 256L84 259H77L74 264H147V262H152L155 264V261L161 255H167L169 257H173L176 255L177 241L175 238L167 241ZM179 243L182 245H193L194 238H184L179 240ZM250 243L253 245L252 252L257 253L254 264H264V244L261 245V251L257 252L256 245L259 243L257 240H251ZM203 248V258L201 260L189 258L180 261V264H224V258L227 259V264H242V261L234 256L228 247H221L219 244L215 247V255L217 259L213 260V251L210 248L208 243L201 241ZM222 254V258H221ZM197 253L193 252L192 257H196ZM31 264H39L38 260H32ZM161 264H165V262H161ZM166 264H176L175 260L169 259Z\"/></svg>","mask_w":264,"mask_h":264}]
</instances>
